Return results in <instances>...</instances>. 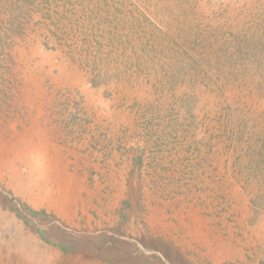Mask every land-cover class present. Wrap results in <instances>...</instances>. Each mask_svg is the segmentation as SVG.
Instances as JSON below:
<instances>
[{
	"label": "rangeland",
	"instance_id": "rangeland-1",
	"mask_svg": "<svg viewBox=\"0 0 264 264\" xmlns=\"http://www.w3.org/2000/svg\"><path fill=\"white\" fill-rule=\"evenodd\" d=\"M0 264H264V0H0Z\"/></svg>",
	"mask_w": 264,
	"mask_h": 264
}]
</instances>
